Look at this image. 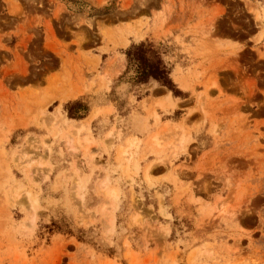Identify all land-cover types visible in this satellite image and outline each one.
<instances>
[{"label":"rangeland","instance_id":"374dc122","mask_svg":"<svg viewBox=\"0 0 264 264\" xmlns=\"http://www.w3.org/2000/svg\"><path fill=\"white\" fill-rule=\"evenodd\" d=\"M71 1L0 0V264H184L183 255L185 264H264V0ZM164 10L169 27L149 28ZM140 43L158 48L184 101L163 87L160 99L131 98L146 113H133L145 138L124 135L115 115L100 145L90 124L115 111L89 114L93 106L116 102L121 113L120 87L137 100L160 87L125 72V52ZM118 61L125 70L105 92ZM75 101L88 108L82 121L67 116ZM191 105L209 126L193 138ZM56 139L65 147L52 158ZM99 147L115 153L116 169L97 161ZM156 166L172 202L189 205L174 221L134 185L142 171L154 187Z\"/></svg>","mask_w":264,"mask_h":264},{"label":"crops","instance_id":"0c3cea01","mask_svg":"<svg viewBox=\"0 0 264 264\" xmlns=\"http://www.w3.org/2000/svg\"><path fill=\"white\" fill-rule=\"evenodd\" d=\"M159 13H161V12H159ZM162 13H161L162 14L161 17H157V19H156L157 21L155 20V17L154 16L151 17V18H149V21H148L149 28H152L154 25L157 27L160 24V22L163 23V25H164L163 26V30L165 29V27H169L168 26V23H169V20H170L172 14L169 13L168 11H166V10H164ZM142 33L144 34V37H146L148 35L147 33H145L144 30H142ZM171 35H172V37H174L172 32H171ZM129 39L131 41L130 43L134 42V40L131 37ZM166 39H168V38H166ZM191 47H194V46L191 45ZM118 49L122 50L124 48L119 47ZM185 50L188 53L189 57H191V59L188 60V61H190V65H196V63H198V61L195 60L194 53H191L190 50H187V49H185ZM106 53H107V51H101V54L100 55L106 54ZM119 56L121 57L122 55L119 54ZM182 66L180 65V67L183 69ZM124 70H125V64H122L121 61H118V65L116 67L113 66V69L111 70V77L108 78L109 81H110V83L108 85L109 89L106 90L105 92H108L110 90V87L112 85V82L116 78H118L119 76H122ZM162 90H163V88H161V87L151 88L150 91L147 93L148 96H146L145 98H142L141 100H137V97L134 95V93L130 92L129 89L126 86L123 85L122 87H120L119 88V92H117V94L119 96H121V98L119 99V101H122L123 102V107H122V112L121 113H119L120 110L117 107V103L116 102H109V101H107V102H103V103H100V104H96L95 106H93V108H91L89 114L93 111L94 108H97V107L103 108V107L110 106L115 111L113 114H111V115H109V116L106 117L107 118V123H106V121L102 117H98V118H96L95 120H93L91 122V124H90L91 129L93 131H96L97 132L96 134L95 133L93 134V137L99 141L100 145H102L103 143H105V144L106 143H109V140L107 139V133L110 131V129L112 128V126L115 124V118L117 116L121 120V122L118 123L117 126L120 129H122V133L124 135H133V136H136L138 138L144 139L145 138V135H144V131H143V123H141V121H134L133 113H136L141 118H144L146 116V113L143 112V110L137 109V106L132 105L131 98H135L136 99V104H139L143 99H147L151 95L157 100V99L162 98L168 92L167 90L164 89L165 92L162 93ZM177 99L180 102L181 101H184V100H180L179 98H177ZM188 109H192V115H190V119H189V121H190V129H192L196 124H199L198 130L195 131V132L192 131L190 133L191 138H193V136L195 134L201 132V130H204L205 133H208L209 132V126L206 125L207 123H200L198 120L196 122L194 121L196 118L199 119V116L197 115V112H196L197 109H196V107L194 105H191V106L186 107L183 115L186 116ZM84 119H81V120L72 119V120H74V121H82ZM166 121H170L173 124H177V123L180 122V120L179 121H175L172 118H168V119L161 120V123L166 122ZM148 123H149V126H152L153 125L152 121H150V120L148 121ZM18 128H16V129H18ZM16 129H14L10 133V135L8 137L9 139H11L13 137H14V139L16 138V131H15ZM221 133L222 132H220L219 135H221ZM58 142H61L63 144V146L65 147V143L63 141H61V140L59 141V139H56V141L54 142V144L52 146L53 147L52 149L54 151V155L51 156L52 158H53V156L59 155L57 153V151H56V148H55V145L58 144ZM50 143L52 144L53 142H50ZM60 144H58V145H60ZM60 150L63 153V156L66 157L67 159H69L70 155L66 151V149H65V152H64L63 149H60ZM93 152H95L96 155H97V161H98L99 155H100V157L102 158L103 161H108L109 165H111L114 169L117 168V162L115 161V153L113 151H111V157L109 159H108V153H104L101 148H100V152L97 153L96 150H95V148L93 149ZM152 160H153L152 156L151 155H148L147 156V162H150ZM140 165H141V168L143 169L144 166H142L141 163H140ZM119 172L120 171H117L116 170V174L117 175H119ZM152 172L153 173H156L155 175H156V177H158V182H157V184L154 187L149 188L148 186H146V184L144 182V178H143V172L140 171V173L138 174V176L134 178L135 188L141 186V189L140 190L142 191V196H143V193L144 194L149 193V195H150L149 198H152L153 201H154V203H155V205H157V207H159V213H160V206L162 204V206L166 209L167 213L169 214L170 218H172L173 221H174V217L177 214H179L178 213L179 212L178 209L182 206V209L184 210L185 207H188L189 205L188 204L185 205L183 203L185 201V197L184 196L181 199L179 206H176L172 202L171 198H172V195L174 196L176 190H174V188H172V191H171V189H169V186H172L173 184L165 179L166 176H168V173L165 172L164 167H162V166H156V167L153 168V171ZM140 175H142V180H141V178L139 179V181H140V185H139V184H137V178H139ZM119 176H121V172H120V175ZM165 189H168L169 192L171 191L172 193L166 192ZM167 198L170 200V204H167V202H166V199ZM143 199H145V195L143 196ZM192 204H195L196 205L197 203L196 202H193ZM162 217L165 218V220H166V222H164L165 225H169V229H168L169 230V235L168 236H170L173 233V224H171V223L168 222V219L169 218L164 217V216H162ZM188 234H190V233H183V235H178V238L177 239H179V241H181L183 244L190 245L189 242L191 241L190 240L191 238L190 237L188 238ZM179 250L180 251H183V246H179ZM134 252H136V253H138L140 255H143V252L142 251H140V252L134 251ZM107 259L113 260L112 257L111 258L108 257ZM114 260H115V258H114ZM184 260H185V257L183 255L181 261L185 264V261ZM115 262L117 263L116 260H115Z\"/></svg>","mask_w":264,"mask_h":264},{"label":"trees","instance_id":"16d2710c","mask_svg":"<svg viewBox=\"0 0 264 264\" xmlns=\"http://www.w3.org/2000/svg\"><path fill=\"white\" fill-rule=\"evenodd\" d=\"M69 1L72 2L71 0ZM93 13L92 15H101L95 10H93ZM125 56L127 62L125 72L130 67L134 69V83L136 85L156 82L160 87L172 92L174 97L185 98V94L172 82L170 78L171 71L164 64L161 52L154 45L150 43L132 45L125 52ZM66 111L69 119L81 120L86 117L88 108L80 101H75L67 104Z\"/></svg>","mask_w":264,"mask_h":264},{"label":"bare ground","instance_id":"6f19581e","mask_svg":"<svg viewBox=\"0 0 264 264\" xmlns=\"http://www.w3.org/2000/svg\"><path fill=\"white\" fill-rule=\"evenodd\" d=\"M167 97H168V100H167V101H169V100L172 101V99L170 98V95H169V96L167 95ZM172 102H174V101H172ZM168 103H169V102H168ZM170 105H171V104H170ZM174 106H175V105H174ZM172 107H173V106H172ZM63 119L65 120L64 117L62 118V120H63ZM88 121H90V120H88ZM87 124H88V122H86L85 125H82V124H81V125L78 127V129H81V130H82V128L86 127Z\"/></svg>","mask_w":264,"mask_h":264}]
</instances>
